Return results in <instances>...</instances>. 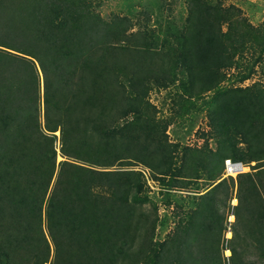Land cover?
<instances>
[{
	"label": "trees",
	"instance_id": "16d2710c",
	"mask_svg": "<svg viewBox=\"0 0 264 264\" xmlns=\"http://www.w3.org/2000/svg\"><path fill=\"white\" fill-rule=\"evenodd\" d=\"M186 1V23L157 33L128 16L105 19L95 0H0V264H224L213 243L230 213L228 264L264 260L262 84L220 96L240 118L223 107L213 127L239 142L207 165L190 149L184 170L197 163L181 177L198 179L200 165L211 172L218 160L256 165L232 183L211 176L221 181L170 241L156 244L158 208L133 169L156 177L174 166L146 99L151 85L194 98L217 89L250 44L264 57V29L224 6L231 0Z\"/></svg>",
	"mask_w": 264,
	"mask_h": 264
},
{
	"label": "rangeland",
	"instance_id": "374dc122",
	"mask_svg": "<svg viewBox=\"0 0 264 264\" xmlns=\"http://www.w3.org/2000/svg\"><path fill=\"white\" fill-rule=\"evenodd\" d=\"M229 5L239 7L243 16L254 27L264 29V0H231L224 3L225 7ZM95 6L105 19L109 20L115 15L128 16L138 21L140 27L148 25L155 28L157 33L164 32L169 24L172 27L183 26L188 16L186 0H95ZM148 18L149 21H147ZM224 32H227L225 26ZM223 44L226 48L230 46L233 49L234 47L241 48L238 47L236 41L228 42L226 37ZM260 53L259 49L252 48V44L247 46L243 54L240 53L235 57L233 68L227 71L226 80L217 89L194 98L188 97L179 85L168 88L151 85L146 99L152 106L157 123L166 131L167 138L164 139L173 146L170 149L173 151L174 166L166 176L156 175V177L146 165L139 164L133 169L143 172L149 195L158 208L159 226L155 238L157 245L170 241L177 229L189 222L200 196L213 188L215 183L217 184L224 178L232 183L231 178H237V176L225 177L222 160H218L214 166L215 169L211 172L200 165L198 179H186L181 177L183 161L186 155L190 157L189 150L191 149L195 152L191 155L199 157V162L203 160V165H207L206 161L210 160L215 153L224 151V146L230 140L239 142V136L234 130H231L230 136H227L225 133L222 135L213 127L216 123L217 110L223 107L230 111L229 114L240 118V114L236 113V106H230L228 98L220 96L231 95L230 90L234 88H252L255 84L264 86V57H260ZM257 61L259 64L255 66ZM248 74L252 76L240 82V78ZM57 135L59 136L60 133ZM222 139H227L224 145H221ZM58 160H63L61 155ZM194 161L190 160L191 164L188 163L186 170L183 167L184 175L187 171L189 173L194 170L197 163H193ZM255 165L256 163L244 165V173L251 172V167ZM217 173L219 175L216 177H221V180H212L211 176ZM232 190L231 205L236 206L238 204L237 188L234 186ZM232 237V226L231 234H229L228 223H226V232L221 243L219 246L217 242L213 243L214 251L218 252L215 247L222 250L224 264H228V259L232 255L228 249V242ZM248 260L252 264H264V260H261L255 253ZM152 264L156 262L153 261Z\"/></svg>",
	"mask_w": 264,
	"mask_h": 264
},
{
	"label": "built area",
	"instance_id": "2783aa9c",
	"mask_svg": "<svg viewBox=\"0 0 264 264\" xmlns=\"http://www.w3.org/2000/svg\"><path fill=\"white\" fill-rule=\"evenodd\" d=\"M245 166L242 163H233L230 159L225 161V177H236L239 174L244 173ZM234 215L233 213L229 214L228 230L229 234H231V226L234 223Z\"/></svg>",
	"mask_w": 264,
	"mask_h": 264
}]
</instances>
